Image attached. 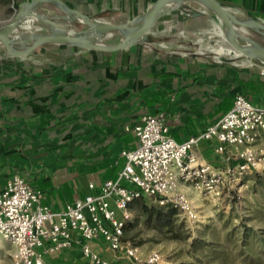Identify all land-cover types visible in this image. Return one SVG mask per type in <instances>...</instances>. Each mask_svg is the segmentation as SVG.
I'll use <instances>...</instances> for the list:
<instances>
[{
	"label": "crops",
	"instance_id": "1",
	"mask_svg": "<svg viewBox=\"0 0 264 264\" xmlns=\"http://www.w3.org/2000/svg\"><path fill=\"white\" fill-rule=\"evenodd\" d=\"M63 1L94 18L126 22L154 0ZM220 1L264 21V0ZM190 3L165 14L166 29L194 33L193 25L216 22L203 8L191 14ZM167 48L151 39L116 51L46 43L0 63V185L20 172L60 210L116 176L125 161L122 151L137 143L132 128L144 115L165 111L172 135L184 141L230 109L237 94L264 105L263 67L246 58L216 60ZM214 143L202 140L199 152L219 166ZM97 248L114 264H124L104 243ZM46 258L48 264H90L79 246Z\"/></svg>",
	"mask_w": 264,
	"mask_h": 264
},
{
	"label": "built area",
	"instance_id": "2",
	"mask_svg": "<svg viewBox=\"0 0 264 264\" xmlns=\"http://www.w3.org/2000/svg\"><path fill=\"white\" fill-rule=\"evenodd\" d=\"M132 131L137 143L122 151L125 161L116 176L104 180L99 192L76 198L60 210L46 203L45 190L20 172L0 185V264H48V254L75 246L90 264H114L103 257L100 243L114 260L159 264V250L144 254L124 238L135 199L147 195L197 220L190 191L229 209L239 198L242 179L264 170V147L256 146L264 136V105L244 94H237L232 107L203 132L184 141L172 135L165 111L144 115ZM202 140L217 141L213 147L221 165L202 156Z\"/></svg>",
	"mask_w": 264,
	"mask_h": 264
},
{
	"label": "rangeland",
	"instance_id": "3",
	"mask_svg": "<svg viewBox=\"0 0 264 264\" xmlns=\"http://www.w3.org/2000/svg\"><path fill=\"white\" fill-rule=\"evenodd\" d=\"M25 1L27 0H0V27L11 19L18 4ZM39 7L45 12L60 10L59 12L63 13L50 2H44ZM189 9L192 14V11L202 7L193 2L189 4ZM167 18L169 15L161 17L150 30L151 40L156 45L163 43L167 49L196 52L198 55L216 60L229 58L230 54L219 55L209 46L214 45L217 49L233 50L237 53L235 48L220 40L218 35L210 30L215 23L221 24L218 18H214L216 22H213L211 27L199 23L193 25L196 31L194 33L186 31L181 26L166 29ZM54 20L75 33H83L88 29V25L78 19L74 22H68L64 18ZM29 29L46 31L40 23H35ZM247 30L250 35L264 43L263 35L252 29ZM23 31L24 29H19L15 33ZM119 39L121 34L114 31L104 35L101 41L109 43ZM3 52L5 49L0 45V53ZM260 140L256 145L258 148L262 147ZM238 194L237 201L231 208L225 210L196 193L191 194L197 206V220L189 219L179 210L172 231L166 228L161 230L154 224L147 223L142 204L148 206L159 204L153 198L142 195L132 204L134 215L124 236L139 245L144 254L159 250L163 257L159 264H264V173L254 172L246 175L242 179ZM121 261L124 264H131L125 259Z\"/></svg>",
	"mask_w": 264,
	"mask_h": 264
},
{
	"label": "water",
	"instance_id": "4",
	"mask_svg": "<svg viewBox=\"0 0 264 264\" xmlns=\"http://www.w3.org/2000/svg\"><path fill=\"white\" fill-rule=\"evenodd\" d=\"M44 2L57 4L63 13L41 10L39 6ZM188 2L199 4L220 20L221 24H219L223 29L225 41L237 50V53L234 51L230 53V58H246L253 64L264 68V43L250 35L247 30L252 29L264 36V21L251 15H239L220 0H154L145 11L131 18L135 20L132 24L97 23L93 20L94 17L71 7L63 0H27L19 3L11 19L0 27V45L5 49V52L0 53V63L28 55L45 43L116 51L136 43L149 42L151 39L149 33L153 25L166 13ZM74 14L82 16L80 21L84 24L98 26L103 30L125 31L127 34L115 42L105 43L95 39L92 34L67 30L54 20L55 18L74 17ZM35 23L42 24L46 31L39 32L30 39L19 36ZM19 29H24V31L15 33Z\"/></svg>",
	"mask_w": 264,
	"mask_h": 264
},
{
	"label": "trees",
	"instance_id": "5",
	"mask_svg": "<svg viewBox=\"0 0 264 264\" xmlns=\"http://www.w3.org/2000/svg\"><path fill=\"white\" fill-rule=\"evenodd\" d=\"M252 85H254V83ZM245 96H247V95L245 94ZM248 98L252 102H254L253 98H251V97H248ZM262 139L264 142V136L262 137ZM255 172L256 173H264V170L255 171ZM133 202L130 205L131 207H132ZM142 209H143V213L146 214V216H147L146 221L148 224H154L155 227H157L161 230H164V228H166L169 231H172L174 229L175 224H176L175 218H176V216L180 210L178 207H176L172 204H168V205H164V206H161V205L148 206L145 203L142 204ZM129 222H130V220L127 221V223H126L124 234L126 233V229L128 227ZM124 238L127 239L125 236H124ZM64 264H71V263L66 262Z\"/></svg>",
	"mask_w": 264,
	"mask_h": 264
},
{
	"label": "bare ground",
	"instance_id": "6",
	"mask_svg": "<svg viewBox=\"0 0 264 264\" xmlns=\"http://www.w3.org/2000/svg\"><path fill=\"white\" fill-rule=\"evenodd\" d=\"M56 7H58L57 4L53 3ZM59 9V7H58ZM60 11V10H59ZM58 11V12H59ZM53 13H58L56 11H52ZM80 15L78 14H74V17L72 16H69L67 17V21L68 22H74L76 19L80 20ZM94 21H96L97 23H108V22H112V21H108V20H103V19H98V18H93ZM135 20H132V19H129L128 21L126 22H115V23H129V24H132L134 23ZM210 30L212 32H214L215 34L218 35V37L220 38V40L224 41L225 42V39L223 37V29L222 27L220 26L219 23H215L211 28ZM114 31H117L121 34V38L124 37L127 32L125 31H120V30H103L102 28L98 27V26H91V25H88V29L85 31L86 33H89V34H92L94 36L95 39L101 41L102 37L104 35H106L107 33H110V32H114ZM39 32H42V31H31L29 30L28 28H26V31L21 33L19 36L22 37V38H28L30 39L31 37H33V35L39 33ZM163 44V43H162ZM211 47L212 49L216 50L217 53L220 55V54H230L231 52H233V50H223V49H217L214 45L213 46H209Z\"/></svg>",
	"mask_w": 264,
	"mask_h": 264
}]
</instances>
